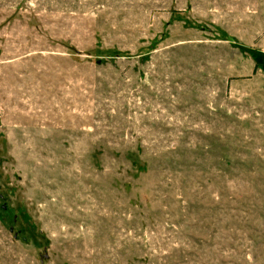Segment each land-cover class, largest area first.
Listing matches in <instances>:
<instances>
[{
	"label": "rangeland",
	"instance_id": "obj_1",
	"mask_svg": "<svg viewBox=\"0 0 264 264\" xmlns=\"http://www.w3.org/2000/svg\"><path fill=\"white\" fill-rule=\"evenodd\" d=\"M0 264H264V0H0Z\"/></svg>",
	"mask_w": 264,
	"mask_h": 264
}]
</instances>
